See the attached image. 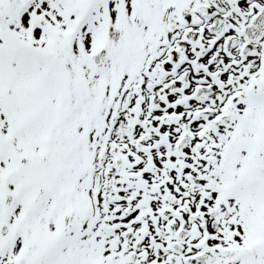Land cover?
Masks as SVG:
<instances>
[{
  "label": "snow or ice",
  "instance_id": "snow-or-ice-1",
  "mask_svg": "<svg viewBox=\"0 0 264 264\" xmlns=\"http://www.w3.org/2000/svg\"><path fill=\"white\" fill-rule=\"evenodd\" d=\"M0 264H264V0H0Z\"/></svg>",
  "mask_w": 264,
  "mask_h": 264
}]
</instances>
